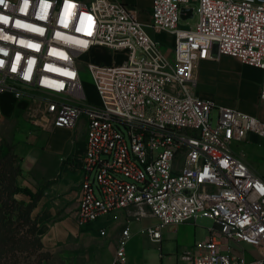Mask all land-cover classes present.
Here are the masks:
<instances>
[{"label": "built area", "instance_id": "2783aa9c", "mask_svg": "<svg viewBox=\"0 0 264 264\" xmlns=\"http://www.w3.org/2000/svg\"><path fill=\"white\" fill-rule=\"evenodd\" d=\"M0 17V95L25 102L17 117L42 131L86 121L73 216L123 224L110 264H128L135 221L159 243L198 218L214 224L178 264H264V176L234 147L264 140V0H152L148 23L123 0H3ZM150 28L171 32L170 51ZM94 47L123 54L86 63L99 103L82 81ZM222 55L263 71L262 117L199 95L200 62Z\"/></svg>", "mask_w": 264, "mask_h": 264}, {"label": "rangeland", "instance_id": "374dc122", "mask_svg": "<svg viewBox=\"0 0 264 264\" xmlns=\"http://www.w3.org/2000/svg\"><path fill=\"white\" fill-rule=\"evenodd\" d=\"M91 1V0H84ZM138 4L141 20H148L150 13V0H129ZM190 6L197 9L198 3L192 1ZM198 21V14H194L189 20H181L180 27L188 28L195 25ZM158 39L163 40L165 44L162 47L170 50L172 45V38L169 36L161 37L156 35ZM165 50V49H164ZM123 54L119 51H112L103 47H94L84 55L81 60L83 62L82 81L90 101L99 103V95L96 92L94 80L90 72L86 69V63L90 61H97L103 64H111L121 61ZM226 63L224 59L217 60L216 62L202 63L199 68V75L203 83L199 86V91H224L227 89V78L222 73ZM248 83L255 76L247 72ZM209 83V84H208ZM8 86H11L8 83ZM221 88V89H220ZM251 90L249 91L250 94ZM243 86V96L236 94L237 101L240 102L245 98ZM200 95V92H199ZM254 103H256L255 94L249 95ZM0 104L2 111L5 112L2 116L0 111V152H7L6 144L13 146L15 152L19 156L17 164L24 170V176L17 177V183L21 186H30L34 191L39 188L44 189V193L50 187L51 180L49 177L55 175V158L45 151V142L42 140L37 141L34 137H30L28 132L37 131L35 128L31 130L26 129L23 119L17 117L25 106L24 101H18L9 95L0 97ZM7 110H10L7 112ZM7 112V113H6ZM2 116V117H1ZM19 133H24V136L18 137ZM44 136L47 135L46 131H41ZM81 133L75 130L71 133L68 139V144L71 141L77 142V136ZM43 137V136H42ZM67 144V149L69 148ZM236 150L244 152L246 158L251 166L264 176V140L258 138L256 135H251L248 141H243L234 144ZM17 198L22 199L26 197L24 194L16 195ZM47 206L44 207L46 209ZM64 210L58 211L57 215L51 218L40 216L41 232L44 244L43 252H49V257L45 258L39 264H110L112 256L119 240V232L123 224L113 221L108 228V235H98V228L103 224L102 219L87 224H79L76 220L68 219ZM74 218L72 212L70 214ZM65 219L60 224L57 221ZM75 219V218H74ZM111 219V218H108ZM111 222V221H110ZM195 228L191 227L185 234H178L177 236L171 235L172 229H166L164 241L162 243V251L158 249V245L152 243L142 232L141 229L144 225L142 221H135L132 224L133 237L126 245L127 256H130L129 264H162L159 254L164 253L163 264H178V251L181 249L183 241H191L195 237V242L200 241L206 235L208 228L213 226L214 222L208 218H198L195 222ZM74 227L73 230L67 233L63 227ZM54 227V229H52ZM56 228V230H55ZM194 229V236H193ZM110 230V231H109ZM60 233H65L60 235ZM67 233V234H66ZM50 236L52 242L47 239ZM194 242V243H195ZM40 251V252H41ZM177 259L175 260V257ZM132 257V258H131ZM35 255L31 257V261L35 260ZM29 260V259H28ZM134 260V261H133ZM27 261V259L25 260ZM138 261V262H137ZM22 264V263H21Z\"/></svg>", "mask_w": 264, "mask_h": 264}, {"label": "crops", "instance_id": "0c3cea01", "mask_svg": "<svg viewBox=\"0 0 264 264\" xmlns=\"http://www.w3.org/2000/svg\"><path fill=\"white\" fill-rule=\"evenodd\" d=\"M125 2L129 3H135L134 1H129V0H123ZM152 0H150V5H151ZM138 5V4H137ZM141 13V12H140ZM145 23L149 22L148 20H142ZM150 33L153 34L155 37L156 35H159L161 37H166L169 36L172 38V45L173 46V35L169 31H155L153 28L149 29ZM157 38V37H156ZM158 39V38H157ZM161 41L160 39H158ZM164 40V39H163ZM161 41L162 43L164 41ZM165 44V43H163ZM164 48V47H163ZM170 48V50H171ZM166 51H170L167 48H164ZM224 59L226 62H230V65L226 63L225 68L223 69L222 73L224 76L227 78V89L224 91L219 90L218 92L216 91H199L200 95L204 98H213L215 99L218 103L220 104H225L229 106H234L237 107L247 113H250L255 116L262 117L263 116V110L260 106V98H259V93H260V87H261V82L263 78V71L252 65L245 64L241 62L240 59L228 55H222L218 60ZM217 60H203L200 62V65L202 63H207V62H216ZM200 68V66H199ZM247 72L251 73L255 77L251 79L250 83H248V76ZM199 86L200 84L203 83L202 79L200 78L199 75ZM209 84V83H208ZM243 86H244V91H245V98H243L242 101L238 102L236 97H234L238 92L240 95L243 96ZM221 89V88H220ZM251 90L250 94L253 96L255 94L256 96V103H254L253 99L249 96V91ZM3 95H9L12 98H14L12 92L9 90L3 92L1 96ZM0 111L2 114L5 112L2 111L1 104H0ZM10 110H7L9 112ZM6 112V113H7ZM26 129L31 130V128H34L27 122L26 120L23 121ZM36 129V128H35ZM75 130H79L81 133L79 136H77V142H70V145L68 144V139L69 136L71 135L72 132ZM42 130L33 131V132H28L30 134V137H34L35 140L37 141H43L45 142V151L49 155L53 156L55 158L56 164H55V175H51L49 179L51 180L50 182V187L46 190L44 193L43 197L41 200L38 202L37 206L34 208L33 214L34 215H39V223H40V216H45V218H51L57 215L58 211L64 210V213L66 216H68V219H71L74 221L75 219L70 216L71 212L73 214V210L76 205L77 198L79 196L80 192V184L81 181L85 177V173L83 168L81 167V159L80 155H82L86 149L85 145V138H86V121L84 118L79 120L78 125L73 128H54L51 129L50 131H46L47 135L44 136L41 134ZM24 136V133H19L18 137ZM43 136V137H42ZM67 144H68V149H67ZM47 206L46 209L44 207ZM65 219L59 220L56 222V224H60V222H63ZM111 221V222H110ZM75 222V221H74ZM94 222V221H92ZM103 224L99 226L98 228V235H100V230L103 227L108 228L110 227L109 225L113 223L111 219L105 218L102 219ZM91 223V222H87ZM84 223V224H87ZM83 224V225H84ZM196 224L192 222H186V223H181L178 225H173V226H167L163 228V240L159 243L152 242L149 238V240L158 245V249L162 251V243L164 241V233L166 229H172L171 230V235L177 236L178 234H185L186 231L188 232V229L191 227L195 228ZM64 229L67 230V233L71 230L74 229L72 226H66L63 227ZM40 229H41V224H40ZM54 229V227L52 228ZM110 229V228H109ZM56 230V228H55ZM110 231V230H109ZM41 232V230L39 231ZM193 236L195 234L194 229L192 231ZM66 233V234H67ZM65 233H60V235H63ZM42 235V234H40ZM108 235V233H107ZM44 238L46 235H42ZM51 238L48 236L49 242H52L53 240L49 239ZM195 242V237L191 241H183L181 245V249L178 251V256L180 253H182L185 250L192 249L193 245ZM160 260L162 261L163 264V259H164V253L159 254ZM132 258V257H131ZM177 259V256L175 257V260ZM130 261V256L128 257V264ZM134 261V260H133ZM138 262V261H137ZM172 264V263H171Z\"/></svg>", "mask_w": 264, "mask_h": 264}, {"label": "trees", "instance_id": "16d2710c", "mask_svg": "<svg viewBox=\"0 0 264 264\" xmlns=\"http://www.w3.org/2000/svg\"><path fill=\"white\" fill-rule=\"evenodd\" d=\"M6 146L8 151L0 152V264H39L49 257V252L41 251L39 215L33 214L44 189L34 191L17 183L24 170L17 164L19 156L13 146ZM19 194L28 199L17 198ZM34 255L36 259L31 261Z\"/></svg>", "mask_w": 264, "mask_h": 264}, {"label": "water", "instance_id": "95a60500", "mask_svg": "<svg viewBox=\"0 0 264 264\" xmlns=\"http://www.w3.org/2000/svg\"><path fill=\"white\" fill-rule=\"evenodd\" d=\"M182 12H183V15H182L183 18H186L187 16H192L193 15L192 9H183Z\"/></svg>", "mask_w": 264, "mask_h": 264}, {"label": "snow or ice", "instance_id": "6c2138e0", "mask_svg": "<svg viewBox=\"0 0 264 264\" xmlns=\"http://www.w3.org/2000/svg\"><path fill=\"white\" fill-rule=\"evenodd\" d=\"M0 3H3V0H0ZM0 19L4 20L5 22L7 21L6 17H0ZM77 31H79V29H77Z\"/></svg>", "mask_w": 264, "mask_h": 264}]
</instances>
